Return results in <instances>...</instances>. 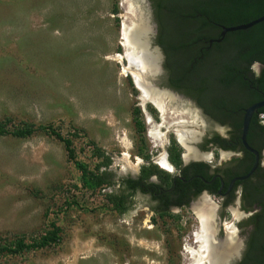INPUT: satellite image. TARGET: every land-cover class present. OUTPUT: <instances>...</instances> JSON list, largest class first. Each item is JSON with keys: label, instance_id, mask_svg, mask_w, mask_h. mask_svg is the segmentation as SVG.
I'll use <instances>...</instances> for the list:
<instances>
[{"label": "rangeland", "instance_id": "obj_1", "mask_svg": "<svg viewBox=\"0 0 264 264\" xmlns=\"http://www.w3.org/2000/svg\"><path fill=\"white\" fill-rule=\"evenodd\" d=\"M148 2L0 0V120L8 130L0 135V248L24 245L17 252L1 251L0 264L190 262L185 247L197 248L193 233L200 227L199 208L175 209L159 219L141 205L122 214L107 200L116 182L96 187L85 182L103 171L116 179L145 167L149 176L167 178L157 169H162L155 163L158 157L167 152L178 167L211 131L226 135L227 128L193 100L177 98L181 94L160 84L163 52L155 49ZM124 23L128 34L143 32L157 58L146 82L174 93L163 96V110L143 96L132 74L113 58L125 52ZM153 125L163 135L161 144L149 135ZM27 127L29 134H12ZM172 147L179 152L177 163ZM204 153L211 164L230 159L214 149ZM207 198L211 218L247 217L237 198L227 210L217 209V196ZM55 229V242L38 245ZM232 233L234 246L241 237Z\"/></svg>", "mask_w": 264, "mask_h": 264}, {"label": "trees", "instance_id": "obj_2", "mask_svg": "<svg viewBox=\"0 0 264 264\" xmlns=\"http://www.w3.org/2000/svg\"><path fill=\"white\" fill-rule=\"evenodd\" d=\"M153 19L156 22L155 43L164 55V74L162 84L190 98L202 110L204 115L217 124L227 128L225 136L218 132L207 134L201 143L206 148L213 143L225 149L243 150L242 171L230 174H246L250 169L254 155L241 143L240 134L244 109L264 98V21L243 30L228 31L223 36V27L246 23L264 15V0H149ZM221 38L220 41L210 42ZM259 69L256 70L255 66ZM264 106L251 117L246 140L259 154L264 151V120L260 114ZM6 120V119H5ZM7 121V120H6ZM6 122L0 120V135L8 133ZM30 128H19L14 135H25ZM66 147L68 141L65 140ZM172 161L179 162V152L170 148ZM103 155V154H101ZM71 157V154H70ZM102 164L107 165L109 158L104 156ZM79 167H82L76 162ZM154 167V166H153ZM157 167V166H155ZM191 167V168H190ZM163 171L168 176L170 173ZM185 177L199 175L210 179L207 163L198 162L184 168ZM84 172V177H85ZM150 175L149 167L141 170L139 179L127 180L129 187L142 186ZM111 174L103 171L92 174L85 180L90 187L116 182ZM193 181L201 182L194 178ZM148 187V184H146ZM218 186V184H217ZM241 189V202L245 211L256 209L248 220L254 224V231L248 246L251 256L243 262L264 264V167L258 166L245 180L236 181ZM192 185L185 188L188 190ZM203 186H199L198 190ZM195 195V194H194ZM191 197V196H190ZM235 197V196H234ZM107 200L115 208L122 200L117 194H107ZM234 198H232V201ZM56 229L43 236L38 245L44 246L57 239ZM24 245L17 243L15 249L0 248V252L21 250ZM28 247V246H26Z\"/></svg>", "mask_w": 264, "mask_h": 264}, {"label": "flooded vegetation", "instance_id": "obj_3", "mask_svg": "<svg viewBox=\"0 0 264 264\" xmlns=\"http://www.w3.org/2000/svg\"><path fill=\"white\" fill-rule=\"evenodd\" d=\"M148 8H149L150 16L153 17V11L150 2H148ZM155 26L157 27L156 22H155ZM163 61H164V55H163ZM160 72L161 73L159 75L163 76L165 72L164 68H162ZM162 76H161L160 84L163 81ZM212 132L214 131H211L208 136H210ZM210 149L216 150L217 155L221 153L224 156L229 157L230 159H228L227 161L222 160V163H220L219 161L215 164H211L210 162L203 159L205 157L204 151ZM192 151L193 150L191 149V152ZM164 156L165 159L169 160L168 159L169 154L167 152L165 153ZM242 156H243V150L236 151L233 149H225L220 147L219 145H215L211 143L206 148H202V147H200V149L196 148L195 152H193V155L187 156L189 158L188 161L184 160V155H183L182 164H180L178 167H174L173 173H170V176L167 178L154 174L152 176H149L147 180L144 181V183H141L142 186H138L134 188L128 186L127 180L139 179L140 174L138 172L135 173L134 175L128 174L124 176H118L116 179V184L115 186H113L110 193H115L122 199L120 200L122 201L121 204L120 205L118 204V207L120 206L122 208H116L120 213L124 214L129 209H136L141 205L146 207V209L152 213L151 217L155 216L156 219H159V217L169 214L171 211L175 209L181 210L182 208H190L191 206H194L196 209H198L199 206L202 204L201 203L202 200H205L206 202L208 201L207 196H213V197L217 196L220 200L219 204L217 205V209H222V210H227V207L231 205V203H233V201L237 198L239 200L240 203L239 207L242 210V213L246 214L247 217L240 220H234L232 222L225 221L220 217L216 219L211 218L210 222L212 224L209 230L210 232L209 237L213 234L211 238H212V243L214 244V248L215 250L217 249L216 251L218 253L222 254V256H220L221 259L219 260L221 262H218L217 264H251L249 260L243 262L244 258H248L249 256H251L250 252H248V246L251 240L252 233L254 231V224L248 220V217L256 209H258V206L256 205L254 209H252L251 211H245L243 209V205L241 202L240 187L238 186L236 187V181L232 185H229L231 179L243 174L233 175V176L231 175L228 181H226V179L229 177V174L227 177L222 175L224 171L226 172L229 171L230 174L236 173V171L240 169H241L240 171H242L244 166L241 161H237V162L231 161L235 158H241ZM198 162L207 163L208 173L211 175L210 179L208 180L204 179L199 175L190 176L189 178L185 177L184 168L187 169V167H189L191 164H195ZM155 163H157V160L155 161ZM258 166L264 167V151L261 152V154H259ZM196 177L201 179V182L193 181V179ZM146 184H148V187L146 186ZM190 185H192V187L189 188L188 190H185V188H187ZM203 185L204 187L199 191H197L199 186H203ZM199 196H204V197L199 201L198 204L194 203V201ZM232 198H234L233 201ZM152 221H154L153 218ZM232 231H236V233H238L239 236L241 237L240 243L238 242V244H234V246H232V243L229 242L231 235H233ZM206 264H210L208 258L206 259Z\"/></svg>", "mask_w": 264, "mask_h": 264}, {"label": "bare ground", "instance_id": "obj_4", "mask_svg": "<svg viewBox=\"0 0 264 264\" xmlns=\"http://www.w3.org/2000/svg\"><path fill=\"white\" fill-rule=\"evenodd\" d=\"M126 28L128 29L124 23L122 30V43L125 45V52L124 54H114L113 58L123 64L122 70L124 73L128 70L132 74L134 81L141 89L143 96L147 99H150L158 108L163 110L165 107V100L163 99L165 93L158 92L156 94L151 92L148 88V84L150 85V82L147 83L144 79L145 73H147V71L153 70L157 66V58L155 54L151 53L152 51L149 52L147 51L148 49L146 47V49L143 47L142 31L134 29V31L128 34ZM124 59L127 60V65H124ZM149 135L153 138L155 144L157 142L160 144L162 143L163 135L160 133L157 127H154V125L149 129ZM193 152H195V150L191 152V149H189V153L184 155V157L186 158L188 155H193ZM156 160V164H158L160 168L168 172L173 171V166L170 162H168L167 159H165L164 155L158 157ZM201 203L202 204L199 206L200 227L193 233L194 240L196 243H198V245L196 249L192 248L191 246L185 247V250L190 256V262L187 264H205L207 258L208 261H210V264H217L218 262H221L219 260L221 259L220 256H222V254L218 253L216 251L217 249L215 250L214 248L211 238L213 234L209 237V230L212 224L210 222L212 210L205 200H202Z\"/></svg>", "mask_w": 264, "mask_h": 264}, {"label": "water", "instance_id": "obj_5", "mask_svg": "<svg viewBox=\"0 0 264 264\" xmlns=\"http://www.w3.org/2000/svg\"><path fill=\"white\" fill-rule=\"evenodd\" d=\"M262 21H264V15L259 16V17L255 18L253 20H250V21H248L246 23H242V24H238V25L230 26V27H223L222 32H221L220 35L223 36L228 31H235V30L247 29V28H250L253 25H255V24L259 23V22H262ZM142 39H143L142 40L143 47L144 48L146 47L147 49H149V47L151 45V43L149 42V40L147 38H145V37H142ZM220 40H221V38H217V39L211 40L210 42H213V41L218 42ZM155 49L159 52V55H160L161 54L160 53L161 50H160L159 46H156ZM147 51H149V50H147ZM149 52H151V51H149ZM158 67H159V65H158ZM255 69L258 70L259 69V66L256 65L255 66ZM148 82H150V85L152 86V88L150 90L151 91L165 93L167 96H165L164 98H167L168 97L169 92L170 93H173L170 90H167V89H164V88H159L158 85L153 84V81L152 80H150ZM177 98H182V96L178 95ZM165 105H166V101H165ZM263 106H264V98L261 99L260 101H257L255 103H252L251 105H249L248 107H246L244 109V114H243V118H242V128H241L240 140H241V143L244 146V148L246 150L250 151L254 155V161H253L250 169L248 170V172L246 174H243V175H240V176H237V177L231 179V181L229 182V185H232L235 181H239V180H243V179L247 178L249 175H251L253 173V171L258 166V163H259V153H258V151L256 149L252 148L248 144V142L246 140V136H247V131H248V127H249V123H250V120H251L252 115L254 114V112H256L259 108H261ZM199 112H200V110H199ZM189 141H191V139H188V135H186L184 137V142H183V144L186 146L185 147L186 149H187V145H188ZM184 160L185 161H188L189 158L188 157H186V158L184 157Z\"/></svg>", "mask_w": 264, "mask_h": 264}, {"label": "built area", "instance_id": "obj_6", "mask_svg": "<svg viewBox=\"0 0 264 264\" xmlns=\"http://www.w3.org/2000/svg\"><path fill=\"white\" fill-rule=\"evenodd\" d=\"M260 118L264 120V113L260 114Z\"/></svg>", "mask_w": 264, "mask_h": 264}]
</instances>
